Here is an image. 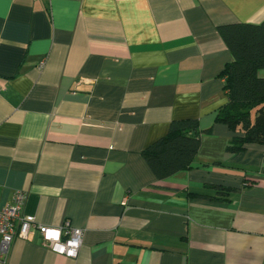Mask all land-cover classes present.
Wrapping results in <instances>:
<instances>
[{"label":"crops","instance_id":"obj_1","mask_svg":"<svg viewBox=\"0 0 264 264\" xmlns=\"http://www.w3.org/2000/svg\"><path fill=\"white\" fill-rule=\"evenodd\" d=\"M263 20L264 0H0V204L84 230L77 257L34 230L7 264H264V144L231 151L216 121L218 28ZM187 118L194 162L160 180L143 151Z\"/></svg>","mask_w":264,"mask_h":264},{"label":"trees","instance_id":"obj_2","mask_svg":"<svg viewBox=\"0 0 264 264\" xmlns=\"http://www.w3.org/2000/svg\"><path fill=\"white\" fill-rule=\"evenodd\" d=\"M218 30L233 58L222 71L228 102L217 112L216 121L238 133L228 147L231 151L264 144V76L260 75L264 69V20L225 24ZM200 132L196 118L174 120L168 133L143 151L158 179L192 166L200 147ZM235 189L218 186L220 194Z\"/></svg>","mask_w":264,"mask_h":264},{"label":"built area","instance_id":"obj_3","mask_svg":"<svg viewBox=\"0 0 264 264\" xmlns=\"http://www.w3.org/2000/svg\"><path fill=\"white\" fill-rule=\"evenodd\" d=\"M27 194L19 190L13 203L0 204V264H7L16 238L27 239L34 231L42 235L43 243L57 253L77 257L81 249L84 230L73 227L69 220L60 226H47L37 222L33 215L24 213Z\"/></svg>","mask_w":264,"mask_h":264}]
</instances>
